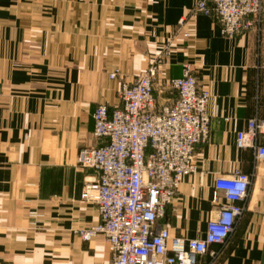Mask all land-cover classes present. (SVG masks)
<instances>
[{"label":"crops","instance_id":"crops-1","mask_svg":"<svg viewBox=\"0 0 264 264\" xmlns=\"http://www.w3.org/2000/svg\"><path fill=\"white\" fill-rule=\"evenodd\" d=\"M196 2L0 0V264H113L104 236L85 242L78 233L100 217L81 200L96 173L77 156L102 143L93 134L97 105L120 106V81H136L155 62L158 107L177 99L170 81L184 64L211 92L199 170L183 179L159 225L204 237L220 209L217 178L254 174L243 217L212 264H264V161L236 144L249 119H264V22L227 37L213 17L192 14ZM208 261L204 254L199 264Z\"/></svg>","mask_w":264,"mask_h":264},{"label":"built area","instance_id":"built-area-1","mask_svg":"<svg viewBox=\"0 0 264 264\" xmlns=\"http://www.w3.org/2000/svg\"><path fill=\"white\" fill-rule=\"evenodd\" d=\"M199 13L216 19L227 37L259 32L264 22L263 0H197L192 14ZM186 24L187 17H182L179 29ZM158 69L155 62L134 83L121 81V105L110 111L102 103L93 113V134L102 143L82 149L77 163L96 173L84 184L81 200L95 204L100 219L78 233L85 242L104 236L113 264H199L204 254L212 264L243 217L254 174L217 178L213 200L220 209L204 237L173 235L159 225L183 179L199 170L197 148L210 137L211 92L198 86L190 65L184 64L182 75L170 81L177 99L158 107ZM236 144L253 150L256 162L264 161V119H249ZM218 191H223L225 202L219 201Z\"/></svg>","mask_w":264,"mask_h":264},{"label":"rangeland","instance_id":"rangeland-1","mask_svg":"<svg viewBox=\"0 0 264 264\" xmlns=\"http://www.w3.org/2000/svg\"><path fill=\"white\" fill-rule=\"evenodd\" d=\"M152 64H154V63H152ZM152 64H151V65H152ZM151 65H150V66H151ZM150 66H149V67H150ZM149 67H148V68H149ZM181 75H182V74H181ZM110 78H111V77H110ZM176 78H178V77H176ZM174 79H175V78H174ZM136 80H137V79H136ZM171 80H172V79H171ZM122 81H124V80H122ZM120 82H121V81H120ZM127 82H128V81H127ZM134 82H135V81H134ZM134 82H129V83H134ZM119 84H120V83H119ZM174 90H175V89H174ZM172 203H173V202H172ZM172 203H171V205H172ZM169 206H170V205H169ZM166 210H167V209H166ZM165 215H166V213H165ZM164 217H165V216H164ZM177 236H179V235H177ZM182 237H184V236H182Z\"/></svg>","mask_w":264,"mask_h":264}]
</instances>
